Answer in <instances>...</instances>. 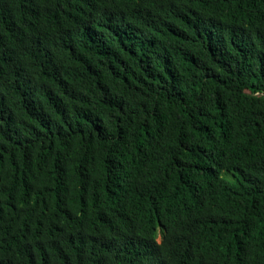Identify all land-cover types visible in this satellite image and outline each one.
I'll use <instances>...</instances> for the list:
<instances>
[{
  "label": "trees",
  "instance_id": "obj_1",
  "mask_svg": "<svg viewBox=\"0 0 264 264\" xmlns=\"http://www.w3.org/2000/svg\"><path fill=\"white\" fill-rule=\"evenodd\" d=\"M0 264H264V0H0Z\"/></svg>",
  "mask_w": 264,
  "mask_h": 264
},
{
  "label": "bare ground",
  "instance_id": "obj_2",
  "mask_svg": "<svg viewBox=\"0 0 264 264\" xmlns=\"http://www.w3.org/2000/svg\"><path fill=\"white\" fill-rule=\"evenodd\" d=\"M160 238H158V241L160 242L161 241V236H159Z\"/></svg>",
  "mask_w": 264,
  "mask_h": 264
},
{
  "label": "rangeland",
  "instance_id": "obj_3",
  "mask_svg": "<svg viewBox=\"0 0 264 264\" xmlns=\"http://www.w3.org/2000/svg\"><path fill=\"white\" fill-rule=\"evenodd\" d=\"M160 238V237H159Z\"/></svg>",
  "mask_w": 264,
  "mask_h": 264
}]
</instances>
